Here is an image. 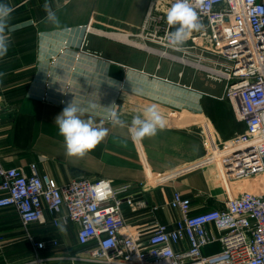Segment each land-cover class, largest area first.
Listing matches in <instances>:
<instances>
[{
    "label": "crops",
    "instance_id": "0c3cea01",
    "mask_svg": "<svg viewBox=\"0 0 264 264\" xmlns=\"http://www.w3.org/2000/svg\"><path fill=\"white\" fill-rule=\"evenodd\" d=\"M0 2L14 8L11 44L7 55L0 58V159L6 168L30 173V166L37 164L57 185L79 178H104L116 187L132 184L134 200L148 203L138 212L124 207L133 227H147L155 221L173 227L180 217L169 206L176 191L191 199L195 214L223 208L224 202L235 196L234 187L242 186V192L255 188L252 179L240 181L239 186L229 180L226 183L214 164L157 182L156 176L175 173L205 158L208 129L218 142H224L243 132L245 125L224 97V85L206 87L200 71L126 41V35L140 31L151 0ZM45 3L56 12L59 24L48 21ZM73 102L84 108L96 104L82 119L109 130L105 140L83 158L66 155L55 124ZM150 105L157 107L166 125L143 140H133L129 127H113L107 119V112L114 110L130 125L132 117ZM155 206L158 209L154 211ZM60 224L66 231L55 227L47 213L46 223L27 230L14 209H1L0 264L21 259L17 264L51 260L88 264L67 259L83 247L77 241L78 225L69 221ZM28 234L35 241L55 239L60 245L36 252ZM20 236L21 243L15 239ZM218 250L220 245L215 244L204 253ZM47 254L51 257L45 258Z\"/></svg>",
    "mask_w": 264,
    "mask_h": 264
},
{
    "label": "built area",
    "instance_id": "2783aa9c",
    "mask_svg": "<svg viewBox=\"0 0 264 264\" xmlns=\"http://www.w3.org/2000/svg\"><path fill=\"white\" fill-rule=\"evenodd\" d=\"M173 2L161 0L159 6L158 0H151L140 31L126 35V41L224 84V97L233 104L245 129L224 142H218L208 129L205 158L175 173L156 176L157 182L209 164L233 183L264 175V0H206L205 7L197 9L204 28L193 32L179 49L166 39V33L173 30L166 23ZM183 75L182 70L179 76ZM101 180L110 182L113 195L96 202L89 193ZM134 187H116L104 178H79L57 185L37 164L26 173L6 168L0 159V210L14 209L27 230L46 223L47 213L55 227L61 222L76 223L77 241L83 250L67 258L72 262L264 264V192H240L228 198L223 208L194 214L191 199L176 191L169 206L180 217L173 227L157 221L147 227H133L124 207L132 212L148 207L146 201L134 200ZM28 237L36 252L60 245L55 239L35 241L30 234ZM215 244L220 250L204 253Z\"/></svg>",
    "mask_w": 264,
    "mask_h": 264
},
{
    "label": "clouds",
    "instance_id": "9594fccd",
    "mask_svg": "<svg viewBox=\"0 0 264 264\" xmlns=\"http://www.w3.org/2000/svg\"><path fill=\"white\" fill-rule=\"evenodd\" d=\"M205 3L206 0H174L166 13V23L170 29H174L166 33L170 46L177 49L182 48L193 32H199L204 28L197 9H203ZM44 10L48 21L59 24L56 12L48 3H45ZM13 12L12 6L0 2V58L7 55L11 44L10 33L14 29L10 26V21ZM96 107V104H90L88 108H84L73 102L68 104L56 118L55 124L58 126L59 135L64 139L65 152L68 157H85L108 136V128L94 126L91 119H82L86 111L94 110ZM106 115L113 127H129L132 139L137 141L155 136L166 125L165 118L155 105L146 107L142 114L134 115L130 125H127L117 111L109 110ZM109 184V181L101 180L91 186L90 196L96 202L108 199L113 195ZM58 227L61 232L66 231L63 224Z\"/></svg>",
    "mask_w": 264,
    "mask_h": 264
},
{
    "label": "rangeland",
    "instance_id": "374dc122",
    "mask_svg": "<svg viewBox=\"0 0 264 264\" xmlns=\"http://www.w3.org/2000/svg\"><path fill=\"white\" fill-rule=\"evenodd\" d=\"M199 73H201V75H200V79L202 80V82L205 84V86L206 87H217L216 85H218V84H222V83H218V82H214V81H212V80H209L207 77H206V74L204 73V72H199ZM222 85H224V84H222ZM221 89V88H220ZM259 179H260V181H261V183H263L262 184V187L261 188H264V176H262V175H259ZM227 181L228 180H225V182L227 183ZM244 181V180H243ZM237 184H235L236 186L238 185L239 186V184L238 183H241V182H236ZM247 183H251V182H247ZM249 184H246L245 183V185L244 186H247V185H249ZM254 185H255V183H253ZM228 186H230V183H228ZM241 187L242 186H239L238 188L237 187H234L233 188V194L236 196L237 194H239L240 192H242V189H241ZM253 189H250L252 192L253 191H255L254 190V187H252ZM255 188H256V185H255ZM241 189V190H240ZM243 190H245V189H243ZM248 190V189H247ZM262 192H264V190L262 191ZM15 239H17L18 241H19V243H21V242H23V239H22V236H20V237H16ZM19 247V246H18ZM17 249V248H16ZM45 258H47V257H51V254H47L46 256H44ZM21 259V258H20ZM16 262H13L14 264H17V263H20V262H23V260L21 259V260H19V261H17V260H15ZM48 262V263H47ZM45 264H62V263H64V262H66V261H60V260H56V261H47ZM88 264H91V263H88Z\"/></svg>",
    "mask_w": 264,
    "mask_h": 264
},
{
    "label": "bare ground",
    "instance_id": "6f19581e",
    "mask_svg": "<svg viewBox=\"0 0 264 264\" xmlns=\"http://www.w3.org/2000/svg\"><path fill=\"white\" fill-rule=\"evenodd\" d=\"M160 1L161 0H158L159 6H161ZM262 176H264V175H262ZM249 179H252L253 183H255V185H256V188H254V190H255L254 192H262L264 190V188H261L263 183H261V181L259 179V175L256 177L249 178ZM247 189L250 190L251 188H247Z\"/></svg>",
    "mask_w": 264,
    "mask_h": 264
}]
</instances>
